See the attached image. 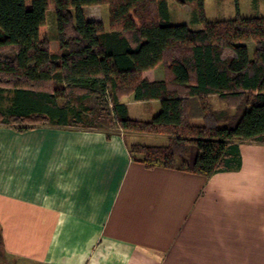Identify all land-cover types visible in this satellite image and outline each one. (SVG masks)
Listing matches in <instances>:
<instances>
[{
  "label": "trees",
  "instance_id": "1",
  "mask_svg": "<svg viewBox=\"0 0 264 264\" xmlns=\"http://www.w3.org/2000/svg\"><path fill=\"white\" fill-rule=\"evenodd\" d=\"M169 1L0 0V126L164 135L167 145L129 143L133 160L208 178L239 170L241 144H264V16L211 21L205 0H173L191 5L192 23L203 25L194 29L171 22ZM102 5L110 8L108 29L83 11ZM161 65L163 81L146 76ZM127 98L160 101L161 111L134 119Z\"/></svg>",
  "mask_w": 264,
  "mask_h": 264
},
{
  "label": "crops",
  "instance_id": "2",
  "mask_svg": "<svg viewBox=\"0 0 264 264\" xmlns=\"http://www.w3.org/2000/svg\"><path fill=\"white\" fill-rule=\"evenodd\" d=\"M155 71L146 76L163 81ZM124 103L138 120L161 111L160 101ZM11 104L7 98L3 107ZM137 135L0 126V257L27 264H264V144H241V168L208 178L136 162L129 143ZM164 137L158 145L169 143Z\"/></svg>",
  "mask_w": 264,
  "mask_h": 264
},
{
  "label": "rangeland",
  "instance_id": "3",
  "mask_svg": "<svg viewBox=\"0 0 264 264\" xmlns=\"http://www.w3.org/2000/svg\"><path fill=\"white\" fill-rule=\"evenodd\" d=\"M170 14L174 20L177 19L178 23H188L192 21L193 13L191 5H181L177 2L170 0ZM98 7V8H95ZM85 13L89 16L90 19L102 21L105 23L107 28L109 27L110 22V8L109 5L102 6H87L85 7ZM205 15L208 20L215 21L219 19H232L238 16L242 17H253V16H264V0H205ZM176 17V19H175ZM48 24L47 28L49 31V36L51 39V45L53 51L57 53L59 51V43L57 42V15L54 9L53 4H51L50 10L47 15ZM203 25H199L196 28H202ZM192 28L195 29V26L192 25ZM251 51L256 49L254 43H248ZM58 49V50H57ZM163 73L165 76V67L163 65L159 66L155 72ZM136 106L133 108L134 113L138 112ZM117 130V129H111ZM136 139V143H142L147 145H158L166 144L167 138L164 136L157 135H144L138 134L136 138H130L131 141ZM134 142V141H133ZM199 154V148L195 145L192 146L189 153V159L191 162H194ZM23 262V261H22ZM0 264H27L21 263L17 259L11 256H6L5 258L0 257ZM34 264V263H31Z\"/></svg>",
  "mask_w": 264,
  "mask_h": 264
}]
</instances>
